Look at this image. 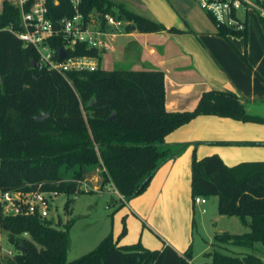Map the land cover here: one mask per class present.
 <instances>
[{
	"label": "trees",
	"instance_id": "obj_1",
	"mask_svg": "<svg viewBox=\"0 0 264 264\" xmlns=\"http://www.w3.org/2000/svg\"><path fill=\"white\" fill-rule=\"evenodd\" d=\"M33 0H30L27 9ZM52 21L74 14L70 0H46ZM112 7H117V11ZM110 13L117 20L135 25L139 32H157L166 27L111 0H81L80 12ZM207 14V13H206ZM258 14V13H257ZM216 33L246 37L216 22L207 14ZM264 32V18L258 14ZM19 10L8 0L0 1V187L4 189L54 190L71 194L75 180H85L100 168L101 188L111 184L125 199L141 194L156 169L169 157L164 137L198 115H216L244 122L264 123V117L249 115L245 99L229 90H208L195 108L167 111L164 107V73L160 69H104L102 52L83 43L64 48L62 37L51 40L58 53L94 55L95 70H70L61 74L39 68L34 48L24 47L9 31L18 28ZM169 31H178L169 28ZM56 53V58L58 55ZM247 62L245 51L240 53ZM34 62V67L30 66ZM173 155V154H171ZM73 170L65 180L62 169ZM191 195L216 196L220 215L236 216L248 231L216 234L222 242L251 248L264 247V161H243L228 166L217 154L191 162ZM66 199L64 209H69ZM75 222L40 219L37 216H2L0 229L14 253L3 264H190L192 251L182 255L171 246L148 249L140 242L119 245L111 233L87 253L67 260L69 229ZM63 226L61 228L60 226ZM207 264H264L254 254L242 257L207 253Z\"/></svg>",
	"mask_w": 264,
	"mask_h": 264
},
{
	"label": "crops",
	"instance_id": "obj_2",
	"mask_svg": "<svg viewBox=\"0 0 264 264\" xmlns=\"http://www.w3.org/2000/svg\"><path fill=\"white\" fill-rule=\"evenodd\" d=\"M111 1L163 24L166 29L139 32L125 20L109 26L107 30L112 35L107 38L101 58L104 69L131 64L143 70H162L167 111L193 110L203 92L229 90L245 99L247 114L264 117V32L256 11L245 14L246 37L227 39L216 33L210 18L195 8L193 0ZM172 27L178 31H169ZM243 51L247 62L240 56ZM163 145L169 148V157L156 169L141 194L127 201L111 184L110 188L94 191L112 195L111 226L106 235L111 233L116 238L123 231L119 245L140 242L151 250L152 246L160 250L169 245L182 255L193 243L195 206L206 203L194 202L191 195L192 158L217 154L228 166L264 161V123L198 115L168 133ZM114 199L122 202L117 204ZM214 199L213 207L217 197ZM200 212L204 215L205 210ZM215 219L212 231L203 233L209 240L217 234ZM130 223L135 228L133 236ZM241 227V231L229 233L248 231L247 226ZM144 237L149 238V243Z\"/></svg>",
	"mask_w": 264,
	"mask_h": 264
},
{
	"label": "built area",
	"instance_id": "obj_3",
	"mask_svg": "<svg viewBox=\"0 0 264 264\" xmlns=\"http://www.w3.org/2000/svg\"><path fill=\"white\" fill-rule=\"evenodd\" d=\"M19 10L18 28L11 26L2 28L12 33L24 47H31L37 53L39 68L55 70L61 74L70 70H95L98 60L94 55H70L56 58V50L51 45L55 37H62L64 48L73 49L83 43L87 48L103 51L107 47V38L112 35L107 30L109 26H117V20L110 13L90 12L84 16L80 12L81 0H70L74 14L52 21L48 15L46 0H8ZM200 9L212 16L219 24L227 25L235 30L246 27L245 14L252 8L250 0H193ZM256 11L264 18V2H260ZM59 52L57 53V55ZM78 190L88 192L87 179L75 180ZM116 193L118 191L116 190ZM61 193L54 190H42L39 187L31 190L2 189L0 187V215L2 216H37L40 219H51L54 216V198ZM119 194V193H118ZM201 196H196L194 202H204Z\"/></svg>",
	"mask_w": 264,
	"mask_h": 264
},
{
	"label": "rangeland",
	"instance_id": "obj_4",
	"mask_svg": "<svg viewBox=\"0 0 264 264\" xmlns=\"http://www.w3.org/2000/svg\"><path fill=\"white\" fill-rule=\"evenodd\" d=\"M1 1V0H0ZM163 2H169V0H162ZM252 5L247 4L251 10L259 11L257 7L260 2L264 0H250ZM114 2V1H113ZM116 3V2H114ZM118 4V3H117ZM195 8L200 10L199 12L206 15V13L199 8L196 4ZM113 10L117 11V7H112ZM260 12V11H259ZM207 16V15H206ZM117 68H134L138 69L137 66H131V64L118 65ZM62 176L65 180L71 178L73 170H65L63 167ZM100 168H93L87 174V187L88 192L66 195L61 193L54 198V216L52 218L53 223L60 220L61 223L75 218V222L69 229L70 245L67 252V260L71 261L79 256L87 253L93 249L101 238L110 231L111 226V208L109 203L111 201V194L95 192L94 190H103L110 188L109 184L104 187H100L102 176L100 174ZM206 200L205 204H199L195 206L194 215V233H193V243L189 247L193 254V264H207L211 262V255L207 253L220 252L223 254H229L232 256L242 257L245 254H254L258 256L264 262V247L260 244H255L254 247L246 248L238 245L232 244L230 241L222 242L216 240L215 238L209 240L208 236L203 235V233H209L214 227V219L216 217V233L219 235L229 233L230 231H241L242 224L238 217L236 216H226L219 215L217 211V203L213 207L212 200L216 197H203ZM66 199L70 200L69 209H64V203ZM129 199H127L128 201ZM194 200V198H193ZM217 200V199H216ZM117 204L122 202V199H114ZM211 207V208H210ZM204 209V215L201 214L200 210ZM220 216V217H218ZM191 220V221H193ZM130 230L132 236L134 235L135 228L130 223ZM63 228V226H60ZM148 232V231H147ZM150 232V231H149ZM6 231L0 229V264L4 263L6 257H11L14 253L13 247L6 240ZM200 234H202L200 237ZM145 236L153 235L146 233ZM150 237V238H151ZM145 239V240H144ZM147 237L143 240L148 242ZM210 241V242H209ZM152 246L151 248H153Z\"/></svg>",
	"mask_w": 264,
	"mask_h": 264
},
{
	"label": "water",
	"instance_id": "obj_5",
	"mask_svg": "<svg viewBox=\"0 0 264 264\" xmlns=\"http://www.w3.org/2000/svg\"><path fill=\"white\" fill-rule=\"evenodd\" d=\"M132 29H134V26H132ZM58 56H59L60 59L64 58L65 57V52L63 50H60ZM34 65H35L34 62L32 61L30 63V66L34 67Z\"/></svg>",
	"mask_w": 264,
	"mask_h": 264
}]
</instances>
